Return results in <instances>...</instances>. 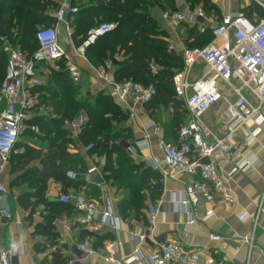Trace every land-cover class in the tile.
Masks as SVG:
<instances>
[{
  "label": "built area",
  "instance_id": "built-area-1",
  "mask_svg": "<svg viewBox=\"0 0 264 264\" xmlns=\"http://www.w3.org/2000/svg\"><path fill=\"white\" fill-rule=\"evenodd\" d=\"M264 9V0H240ZM79 0H64L59 9L52 16L56 25H63L69 38L72 31L69 17L79 12ZM184 10L177 13H165L162 20L169 26L175 27L181 23L189 27H196L200 33L211 28L213 40L203 48L185 49L183 52L184 66L176 74V94L185 101L189 111V122L180 132V144L171 145L163 137H159L157 149L160 155L150 156V165L162 176V180L175 179L182 175L198 177L199 180L189 184L183 199L176 204L181 209L197 206L200 201H218L225 205H233L235 198L229 193L228 182L219 174L211 161L214 152L220 151L227 159L235 152V141L239 129L248 121H253L256 129L249 132L247 141L252 143L262 132L264 124V17L254 14L252 19L242 13H233L219 18L208 14L204 7L198 6L194 10L186 4ZM116 24L104 23L88 31L87 39L80 47H74V53L86 59V49L96 41L113 31ZM36 39L39 48L32 54L20 49L7 46L8 64L5 78L0 89V230L12 219L13 215L4 206L8 195L3 177L10 163V157L27 129V122L38 107V94L34 88L43 85L39 78L40 69L55 65L60 60L67 61L71 78L75 83L81 81V71L72 62L71 57L60 45L59 33L56 26L38 30ZM171 53L176 51L171 47ZM204 66L203 75L193 80L197 66ZM99 78L109 85L108 94L121 104L124 109L145 108L155 97L153 85L145 87L132 79L116 82L110 79L113 69L111 62L105 67L93 68ZM153 73L158 71L152 66ZM230 95L236 100L232 103ZM255 101V102H254ZM223 102L226 105V132L219 137L203 123L204 115L214 106ZM147 133V132H146ZM150 136L135 141L126 150L130 155L138 151L149 149ZM249 144V145H250ZM257 157L249 150L239 164L236 165L231 177L247 167L253 166ZM94 169L90 170L93 172ZM66 177L74 179L73 172H67ZM88 176L85 182H88ZM60 202L70 203L75 215L56 219L52 228L60 229L63 233L71 234L73 228L84 232L85 240L72 246L71 252L75 261L69 264H89L90 258L98 256L91 243L104 229L120 233L125 227L115 213L110 202L101 204L90 199L85 193H62ZM264 207L260 208V212ZM259 212V213H260ZM213 211L206 213L207 220L213 216ZM159 215V208L149 204L145 216L150 224H154ZM196 222L190 221L193 225ZM127 232L134 243L132 255L118 259L114 252H109L101 259L103 264H219L208 250L185 253L183 247L176 241H164L158 244L157 250L146 256L143 247L148 242L149 230L140 225L127 227ZM210 240L217 243L222 237L211 234ZM118 242L115 246H121ZM115 248V247H114ZM17 256L14 247L0 251V264H12Z\"/></svg>",
  "mask_w": 264,
  "mask_h": 264
},
{
  "label": "trees",
  "instance_id": "trees-1",
  "mask_svg": "<svg viewBox=\"0 0 264 264\" xmlns=\"http://www.w3.org/2000/svg\"><path fill=\"white\" fill-rule=\"evenodd\" d=\"M72 2L75 4L74 0ZM183 2L180 6L178 0H79V12L73 22V40L77 48L87 39L91 28L104 23L117 25L86 49L87 63L100 68L111 62L113 71L110 76L116 82L132 79L145 87L153 85L156 94L146 108L152 117H158L161 110H172L167 133L174 143L178 142L181 130L189 122V111L185 101L177 97L173 77L183 69L184 50L205 47L212 42L213 33L211 28L200 33L196 27L185 23L175 26L184 29V47L175 49L176 53L172 54L171 33L162 15L182 12V7L187 4L191 10L202 5L208 14L220 16L211 0ZM58 9L59 4L51 0H0V89L8 64L7 46L28 54L35 52L39 48L36 39L38 27L52 26L54 21L50 11ZM154 12L161 13V18ZM254 14L264 17V9L253 4L243 11L249 19ZM56 65L60 67L57 73L53 72V83L50 79L52 86L33 89L40 99L42 94H48L49 100L40 105L42 112L28 120L26 129L30 123L39 125V122H46L39 128L47 135L48 149L44 152L24 145L26 153L13 152L10 157L9 171L11 176H15L11 184H27V189L23 187V191L18 193V205L29 213V219L43 206L46 215H43L42 222L34 224L36 234L54 239L58 235L51 225L54 219L71 215L75 210L70 203L47 201L48 184L50 181L60 183L65 193L71 188L79 190L84 187L85 154L88 157H105L102 170L107 182L118 191L129 192V197L120 204L121 216L126 219L128 213L133 212L138 220L147 221L143 211L150 202H155V198L161 197L162 177L143 164H136L128 151L122 149V141L134 140L131 128L126 127V109L104 92L94 95L91 104L81 101L77 97L80 87L73 83L67 61L60 60ZM152 66L158 68L156 73H153ZM45 104L51 109L50 113H46ZM83 113L87 116L86 125L76 138L72 137L67 127ZM72 150L80 152L72 153ZM68 171L74 173V179L66 177ZM95 239L96 243L101 241L99 236ZM53 262L66 264L67 260L56 253Z\"/></svg>",
  "mask_w": 264,
  "mask_h": 264
},
{
  "label": "crops",
  "instance_id": "crops-1",
  "mask_svg": "<svg viewBox=\"0 0 264 264\" xmlns=\"http://www.w3.org/2000/svg\"><path fill=\"white\" fill-rule=\"evenodd\" d=\"M51 1L60 5L64 0ZM211 1L219 10L220 18L233 13L243 14V11H247L250 7L248 3L240 0ZM178 3L181 6L184 2L183 0H178ZM56 11H50V16L52 17ZM160 14L159 12H154V15L158 18H161ZM68 20L72 31L71 38L68 37L63 25H56L55 23L53 25L58 30L60 45L81 71V81L77 84V86L82 85V87L80 86V92H83V87L86 85L88 94H86L85 99L92 102V97L99 92L108 94L109 85L99 78L97 72L93 69L95 67L74 53V17H69ZM46 26H39L38 30ZM166 26L171 33V47L183 49L184 29ZM100 68L98 69L101 71ZM44 69H40L41 72ZM195 71L196 75L194 74L195 78L193 80L200 78L205 72V68L200 65L197 66ZM109 77L113 79L112 76ZM89 94H92V96H89ZM229 99L234 102L236 97L230 95ZM225 109L226 105L221 102L212 107L203 117V123L219 137L223 136L227 129V119L224 115ZM36 110H40L38 111L39 114L43 111V108L38 105ZM126 113L128 115L126 127L131 128L134 140L132 142L122 141L120 145L133 146L135 141L148 134L150 136V148L145 151H138L137 154L131 155V157L136 164H143L145 167L155 171L150 165L149 159L152 154L160 155L157 149L159 137H163L171 145H179L181 143L180 139L177 143H174L172 139L168 138L167 129L172 118V110H161L158 117H152L146 107L126 109ZM83 116L85 118H82ZM86 122L87 116L83 113L70 125L71 127L68 126L72 137L76 138L81 128L86 125ZM254 129H256V126L253 121H248L239 129L238 137L235 141V152L231 158L227 159L220 151L214 152L211 157L218 174L228 182L229 193L235 198L233 205L202 199L197 206L191 205L189 209H181L176 202L183 199L189 184L198 181L199 178L179 175L175 179L162 180L163 192L161 197H157L155 202L149 203L159 208L158 218L153 225L149 221L138 220L133 212L128 213L126 219L121 216L120 204L129 197V192L118 191L107 182L102 170L106 163L105 157H88L84 154L86 165L84 176H88L89 181L85 182V186L81 189L71 188L67 193L83 192L90 199L101 204L110 202L115 209L116 215L125 226L118 234L104 229L102 233L97 235L101 239L99 243H96L98 238H95L97 236L94 237L91 246L98 253V256L93 255L89 260V264H103L101 258L109 254V252H114L115 257L118 259L132 255L135 246L127 232V227H134L135 225L145 227L147 232L148 230L150 231L148 242L143 247V253L146 256L153 254L157 250L159 243L176 241L183 247L185 253L208 250L219 264H264V211L260 212V208L264 207V124L261 125V134L250 144L247 141V137L249 132ZM40 145L34 148L46 152L48 145L44 142L43 145L41 143ZM249 150L257 157L256 163L231 177L233 168L239 164ZM78 152L77 150H72V153ZM92 169L94 171L90 172ZM9 170L8 166L3 177L6 187L15 178V176L9 177ZM95 174L100 175L103 180L102 184L94 183ZM48 186L49 188L46 192L47 201L50 203L59 202L60 196L65 193L62 185L50 181ZM18 193L14 192L11 195L8 192L4 200V206L10 210L13 219L0 230V251L9 247H14L17 250V256L13 259L12 264H54L53 258L56 253H59L62 258L67 260L66 264L75 261L71 248L75 244L84 242V232L74 227L71 234L55 229L58 235L54 239L37 235L35 225L30 227V221L26 220L27 211L18 205ZM39 210L41 220L38 222H42L44 218L42 215H46V211L43 206ZM145 210L143 215H145ZM208 211H213L214 214L209 219L204 220ZM73 215H75V211L71 215L64 217H72ZM64 217H56L54 220ZM193 220L196 223L189 226L188 224ZM211 234L222 237V240L217 243L211 241L209 237ZM118 242H121L122 245L115 246ZM140 264L147 263L142 262Z\"/></svg>",
  "mask_w": 264,
  "mask_h": 264
},
{
  "label": "rangeland",
  "instance_id": "rangeland-1",
  "mask_svg": "<svg viewBox=\"0 0 264 264\" xmlns=\"http://www.w3.org/2000/svg\"><path fill=\"white\" fill-rule=\"evenodd\" d=\"M59 67L60 66H58L56 64L55 65H49V66H47L44 69L43 72H41V70L39 71V78H40V80L43 83L42 87H45V88L46 87H50V85H51L50 84V79L52 80V83L54 81V78L53 77H54L55 74H53V72L56 71V73H57L59 71ZM195 73H196V71H194V74ZM198 74H200V73H198ZM1 76H2V74H1ZM70 76H71V74H70ZM175 76L173 77V85H174V88L176 90V83H174ZM176 77H178V76H176ZM192 78H195L194 75H193ZM0 79H2V78H0ZM82 79H83V76H82ZM73 83L77 85V83H75L74 81H73ZM84 84H85V82H84ZM80 86L82 87V85H79V87ZM87 89H88V87L85 85L83 87V92L81 91L78 94L79 96L77 95V97L81 101H87V99H85L86 94H88V92L86 91ZM89 96H92V94H89ZM41 100H42V102H41ZM48 100H49V95L48 94H46V93L42 94L41 95V99H40V95H39L38 96V105L40 106L43 102L46 103V101H48ZM231 101L233 102V100H231ZM88 103L91 104L92 102H89L88 101ZM45 105H46V108H47V109H45L46 110V113H50L51 112V109L49 108L48 104H45ZM38 111H40V110H35V112H34V114L32 115L31 118H35L38 115ZM82 118H85V116H83ZM38 124L39 125L32 124V123L29 124L28 130H26L27 132L23 134V137H22V139L20 141V144L18 145L17 148H15V151H14L15 154L16 153H20V154L26 153V148H23L24 145H26V146L30 145L32 147H37V145H40V143L43 145V142L46 145H49V141L48 140L45 141V139H47V135L42 131V129L39 128L40 125L46 124V122H39ZM121 147H122V149H126V146H124V145H122ZM10 176H11V174L9 172V177ZM26 186H27V184H25V186L24 185H19L18 186V185H13L10 182V183H8V187L7 188H8V192H10V194L13 195L14 192H21V191H23L22 190L23 187H25V189H27ZM39 214H40V210L38 209L36 213L32 214L31 219H29V218L26 217V220H29L30 221V224H29L30 227H31V225H34L36 222H38V221L41 220ZM28 215H29V213H28Z\"/></svg>",
  "mask_w": 264,
  "mask_h": 264
},
{
  "label": "water",
  "instance_id": "water-1",
  "mask_svg": "<svg viewBox=\"0 0 264 264\" xmlns=\"http://www.w3.org/2000/svg\"><path fill=\"white\" fill-rule=\"evenodd\" d=\"M1 36H2V38H4V37H5V34L2 33ZM113 64H115V63H113ZM115 65H116V64H115ZM126 147H128V146H126ZM93 181H94V183H97V184H102V183H103V180L101 179V177H100L99 174H95V175H94V179H93Z\"/></svg>",
  "mask_w": 264,
  "mask_h": 264
}]
</instances>
